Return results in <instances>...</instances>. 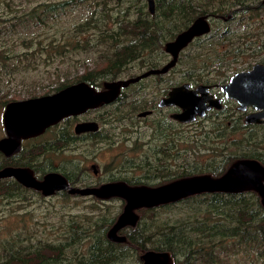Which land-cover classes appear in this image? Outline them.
I'll use <instances>...</instances> for the list:
<instances>
[{"label":"rangeland","instance_id":"obj_1","mask_svg":"<svg viewBox=\"0 0 264 264\" xmlns=\"http://www.w3.org/2000/svg\"><path fill=\"white\" fill-rule=\"evenodd\" d=\"M201 16L207 17L208 33L180 53L168 74L131 85L118 102L72 120V131L77 122L92 121L100 135L57 153H42L39 145H32L35 142L27 143L24 151L35 150L32 161L37 175L57 169L74 179L82 174V163L100 149L101 141L123 138L128 159L145 170L135 176L148 187L181 177H219L252 153L264 162V126L243 125L237 103L218 88L213 93L222 99L221 110L212 109L188 124L171 119L176 109L157 107L165 90L176 85L220 87L234 74L264 65V0H154L152 13L147 0H0V138L4 137L2 103L54 95L76 85L83 75L96 77L95 86H101L112 73L123 80L149 70L148 64L159 69L170 59L166 43ZM164 81L171 83L163 87ZM147 110L154 114L137 118ZM66 127L62 123L59 129ZM6 161L0 155V166ZM112 172L119 176L118 170ZM242 196L228 208L235 218L215 222L233 226L241 220L248 226L247 235L226 239L214 234L201 245L193 264H264V207L250 201L256 200L255 194ZM201 200L194 197L140 210L139 226L149 237L146 248L159 252L154 247L162 234L157 233L167 236L189 214L190 205L198 206ZM124 206L119 198L105 202L67 196L43 199L5 179L0 182V264L58 259L63 264H99L85 258L87 248ZM248 212L256 218L248 219ZM125 252L114 264H142V254L136 259L131 251ZM170 256L173 264L183 262L177 247Z\"/></svg>","mask_w":264,"mask_h":264},{"label":"water","instance_id":"obj_2","mask_svg":"<svg viewBox=\"0 0 264 264\" xmlns=\"http://www.w3.org/2000/svg\"><path fill=\"white\" fill-rule=\"evenodd\" d=\"M151 13L154 0H147ZM209 25L206 16L197 18L191 26L166 43L165 51L171 59L159 69H150L134 77L105 83L103 90H97L85 83L67 87L62 91L38 98L14 101L5 107L2 121L5 137L0 139V153L10 157L19 152L21 142L41 135L46 128L68 116H78L88 110L109 105L116 101L120 91L151 76L164 75L177 62L179 53L195 38L207 34ZM209 86L199 85L192 89L189 84L173 87L167 98L160 101V107L181 109L173 118L190 123L196 117H203L212 108H221V100L209 95ZM225 98L234 100L238 110L252 108L245 118L246 124H264V65L255 64L248 71L234 74L219 87ZM150 112H143L145 117ZM97 124L82 122L75 126V133L94 131ZM13 178L25 188L40 191L44 196L69 190L70 194L94 196L101 200L119 198L125 202L121 214L107 233V238L118 243L125 242L117 235L126 226H135L139 217L137 211L159 205L176 203L191 196L212 193L239 194L253 191L258 194L264 207V165L254 159L235 162L225 174L219 177L209 175L192 176L159 187L129 186L124 183H108L100 188L71 189L64 177L47 174L38 181L28 168L5 167L0 169V180ZM142 264H173L167 252L145 251L140 256Z\"/></svg>","mask_w":264,"mask_h":264},{"label":"flooded vegetation","instance_id":"obj_3","mask_svg":"<svg viewBox=\"0 0 264 264\" xmlns=\"http://www.w3.org/2000/svg\"><path fill=\"white\" fill-rule=\"evenodd\" d=\"M180 53H179V55H180ZM169 58L171 59V56ZM168 61H166V63ZM169 72H170V70L166 74H168ZM142 73L143 72H141L140 74H142ZM140 74H138V75H140ZM166 74H164V75H166ZM83 76H89V77L91 76L92 77V75H83ZM159 76H163V75H157V76H153V77H159ZM149 78L150 77L145 78V79H141L137 83L132 84V86L133 85L141 84V83H143L145 80H147ZM112 81H116V80H108V82H112ZM108 82H104L101 86H92L91 84L86 83V82H82V81H79L78 83H85V84H88L91 87L96 88L97 90H103L104 89L103 88V85L105 83H108ZM78 83H76V84H78ZM170 83H171L170 81H164L163 87L166 86V85H168V84H170ZM226 83H224V84H226ZM201 85H204V84H201ZM176 86H179V85H176ZM205 86H209L210 87L209 88V95L213 96L215 99H220L222 101V99H221L220 96H216L213 93V89L214 88H218L220 90L219 85H217V84H211V85L206 84ZM163 87H161V88H163ZM127 88L122 89L120 91V94H119L118 98L116 99V101L113 102V104L116 103V102H118L119 99H121V95H122L123 90L125 91ZM172 88L173 87H171L170 90ZM191 88L192 89H195L193 87H191ZM170 90H165L166 93L161 98L158 99V101H157L158 106L157 107H159V109H161V110L168 109V108H174V109H176V112L174 114H171L170 115L171 119L174 122H176L178 124H181V125L182 124H188L187 122H179L178 120H176V119L173 118V115L179 114L181 112V109H179L177 107H174V106H172V107H160L159 106L160 101L162 99H164V98H167L168 93H169ZM224 97H225V95H224ZM6 105L7 104L1 105V106H4V110H5ZM103 106H105V105H103ZM212 109H217V108H212ZM212 109H210V110H212ZM219 109L221 110V108H219ZM4 110H3V112H4ZM237 110H238V107H237ZM248 110H250V111H246V109L244 111L238 110L239 112H242V114H243L242 115V117H243V121H242L243 122V125H245V126H264V124H246L245 123L246 116L249 113H252L253 112V109L252 108L251 109H248ZM209 111H207L206 113H208ZM143 112H139L137 114V118L138 119H141V118L142 119H146V117L152 116L154 114L153 110H147L145 112H150L149 114H147L145 117H139V114H141ZM206 113H205V115H206ZM2 116H3V113H2ZM197 118L198 117H196L195 120ZM73 119H76V116H68V117H65V118L61 119L59 122H57L56 124H54V125L49 126L48 128H46L44 130V132L41 135H39L38 137L31 138V139H28V140H23L21 142V148H20L19 152L15 153L14 155H12L10 157H6L5 155H3V154L0 153V155L4 156L6 158V160H7L6 161L7 162V165L0 166V169L5 168V167L28 168V169H30L32 171L34 177L38 181H43L44 177L47 174H49V173H55V174H58V175H61L62 177H64L65 180L67 181L68 185H69V188H71V189L100 188L102 185L108 184V183H124V184L129 185V186H146V187H148L147 185L144 184L142 178L136 177V176H138L137 173H140V174H142V172L145 173V170L143 168L137 166L135 163H133L134 161L128 159V158H130V156H129V154L127 152H125V148H124V146H125L124 145V141L125 140L123 138L121 140H119V139L116 138V139L112 140V142H110V143H103L101 141L100 144H101L102 147L100 146V149L95 152V154H94L95 156L93 155L92 157H90V158H88L86 160V162H85L86 164L82 163V166L85 165V167L83 169V172H82V174H79L76 177H74V179L71 176L62 173V172H60L57 169H51L49 171L39 172L40 175H37L38 174L37 169H36L37 166H35L33 164V161H32V158H33L32 153L35 151L34 150L35 148H32V151L34 150L32 153L31 152L28 153V154L25 153L24 150L28 148V146H26L27 143L35 142L32 145L37 144L36 146H34L36 148L39 145L38 148L42 149V153L43 152H46V153L47 152L48 153H57V152L64 151V149H66L67 147L75 146V144L81 145L83 142H86V141H89L90 142L93 135H97V134H99V132L101 134V130H100V128L98 126L96 127V129L94 131H88V132L86 131V132H83V133H80V134L75 133V130L74 129H75L76 124L82 123L84 121H80V122L75 123V125L73 127V131H72L71 126H72V120ZM1 121H2V119H1ZM85 122H92V121H85ZM62 123H66L67 124V127L64 128L65 130L64 129H62V130L59 129V127L61 126ZM2 126H3V121H2ZM3 131H4V137H5L4 127H3ZM4 137H2V138H4ZM2 138H0V139H2ZM108 141H110V139H107V142ZM95 143H99L98 142V137H97ZM32 145H30V146H32ZM94 149H96V147ZM26 154H27V156H26ZM131 158H135V156H131ZM116 170H118V174H117V175H119L118 177L116 176V174H114L112 172V171H116ZM124 171L127 172V173H129L130 175L129 176H125V172ZM103 173L109 175V177L103 176ZM81 177H84V178H81ZM189 177H183V178L181 177V178L172 179L169 182H164L163 184L155 185V187L163 186V185L169 184L171 182H174V181H177V180H180V179H184V178H189ZM212 177H215V176L212 175ZM90 178L92 179L91 182H90ZM3 180H5V179H3ZM3 180H0V182L3 181ZM6 180L14 182V184L18 188L25 189V190H28L30 192H33L35 195H37V196H39V197H41L43 199L53 198V197L67 196L68 198H76V197H81V198H94L95 200L102 201V202H105V201L110 200V199L101 200V199H98V198H96L94 196H86V197H83V196H80L78 194H70L69 193V190H62V191L55 192L52 195L44 196L40 191H36L34 189L25 188L24 186H22L21 184H19L13 178H8ZM87 180H88V182H87ZM140 210H146V209H140ZM140 210H138L136 212L137 215H138V217H139L136 225L135 226H126V227L122 228L120 231H118V233H117L118 236L125 238V242L118 243V242H114V241H112V240H110V239L107 238L108 231L115 224V222H116V220H117L118 217L110 225V227L107 230V232L104 233V235L102 237L103 240L105 239L107 242L113 244L115 247H117L118 245H127V244H129L128 240H129L131 234L134 232V230L137 229V228H139V230L141 231V228L139 226L140 216L138 214V212ZM144 238H149V237L144 236ZM129 247H128V249H129ZM147 250H151V249H148L147 248ZM145 251L146 250H144L142 253H144ZM159 252H164V251H159ZM170 255H172V254H170Z\"/></svg>","mask_w":264,"mask_h":264},{"label":"trees","instance_id":"obj_4","mask_svg":"<svg viewBox=\"0 0 264 264\" xmlns=\"http://www.w3.org/2000/svg\"><path fill=\"white\" fill-rule=\"evenodd\" d=\"M150 67L147 69H152V64H148ZM173 69V68H172ZM117 77L114 73L109 74V80H116ZM96 77L83 76L79 81L86 82L95 86ZM2 103L1 105H3ZM243 159H254L259 161L264 165L261 155L257 153H252L250 155H245ZM247 193H253L256 196V200L253 201L256 205H261L260 198L257 193L253 191H246L241 194H225V193H212V194H201L188 197L184 200H188L194 197H203L198 203V206L190 205V212L187 214L186 218L182 219L177 226H174L167 236H164V233L159 232L157 235L162 234L158 240V245L154 247L157 251L168 252L169 254L173 253L174 248L180 250L183 262L180 264H193L192 261L196 260L199 248L201 245L208 239L211 238L214 234L220 233V236L223 235V238L231 237H242L247 235L248 226L246 223H243L241 220H237L233 223V226H222L216 223L217 218H223V221L227 222L229 218H235V214L232 210L228 209L230 205H237L238 201ZM240 196V197H239ZM249 200V199H248ZM179 201V202H181ZM252 202V203H253ZM154 209V208H152ZM263 216H264V209ZM184 213L186 211H183ZM236 212V211H235ZM237 213V212H236ZM247 218L252 221L253 217L256 218L252 212H248ZM244 215V216H245ZM264 218V217H263ZM113 219L107 222V227L100 232V236H94L90 245L87 248L86 259L94 260L99 264H114L118 259H122L124 256L125 250L131 251L130 256H135L136 259L144 250L148 251L146 244L149 238H144L142 231L139 228L135 229L131 234L127 245H118L115 247L113 244L103 240V234L107 232V229L113 223ZM215 222V223H214ZM194 233V235L188 236L187 233ZM130 246V247H129ZM129 247V249H128ZM119 248V249H117ZM120 250V252L116 251ZM84 258V259H85ZM44 264H63L62 259H58L56 262L49 261Z\"/></svg>","mask_w":264,"mask_h":264},{"label":"bare ground","instance_id":"obj_5","mask_svg":"<svg viewBox=\"0 0 264 264\" xmlns=\"http://www.w3.org/2000/svg\"><path fill=\"white\" fill-rule=\"evenodd\" d=\"M168 253V252H167Z\"/></svg>","mask_w":264,"mask_h":264}]
</instances>
